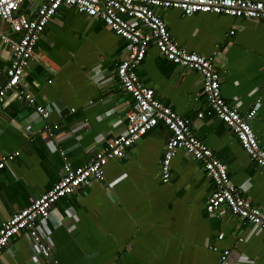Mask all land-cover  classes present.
I'll return each mask as SVG.
<instances>
[{
  "label": "crops",
  "instance_id": "0c3cea01",
  "mask_svg": "<svg viewBox=\"0 0 264 264\" xmlns=\"http://www.w3.org/2000/svg\"><path fill=\"white\" fill-rule=\"evenodd\" d=\"M38 2L22 10L33 11ZM156 12L180 46L214 57L227 102L241 112L256 108L250 126L264 147V23L210 12L183 15L178 8ZM0 31L20 33L16 20L9 25L0 19ZM125 51L126 40L98 17L61 5L49 19L20 83L46 107L47 117L15 91L0 103V157L19 151L0 169V222L58 180L62 158L56 145L72 165H81L124 129L132 98L114 78V68ZM10 56L0 43V82ZM137 72L159 100L193 119L194 135L225 163L243 195L264 208V167L249 159L215 115L195 116L206 109L199 72L167 60L153 43ZM167 136L157 123L107 162L102 180L54 203L44 227L59 264H264L262 230L225 208L205 210L214 185L200 161L177 148L170 178L162 180L159 160ZM223 250L228 253L221 263ZM33 255L21 231L0 249V264H35Z\"/></svg>",
  "mask_w": 264,
  "mask_h": 264
},
{
  "label": "built area",
  "instance_id": "2783aa9c",
  "mask_svg": "<svg viewBox=\"0 0 264 264\" xmlns=\"http://www.w3.org/2000/svg\"><path fill=\"white\" fill-rule=\"evenodd\" d=\"M36 0H0V19L12 25L17 21L20 33L17 37L0 31V43L11 51L5 79L0 82V103L8 93L15 91L18 99H24L38 115L45 119L46 107L36 101L33 94L20 86L34 47L49 19L59 6L74 8L77 12L98 17L117 36L126 40L125 54L114 68V78L121 89L132 98L125 111L124 129L105 140L100 149H95L89 159L81 165H72L59 145L56 149L62 158L61 173L50 188L33 197L29 204L13 212L0 222V249L7 246L13 236L25 231L31 241L35 264H59L54 257L45 231V222L54 203L69 195L91 180H102L107 162L121 157L126 149L139 140L157 123L168 130L162 156L159 160L161 178H170V163L177 148H183L194 159L201 162L213 189L205 200L209 214L221 213V209L246 221L264 232V208L245 197L242 190L231 180L224 162L212 149L196 137L192 131L193 119L184 117L169 104L159 100L151 87L140 79L137 68L153 43L167 60L186 69L199 72L201 93L205 97V113L219 118L235 135L249 159L264 167V147L258 141L250 119L255 107L241 112L221 95L220 76L213 56L196 53L180 46L169 33L157 8H178L183 15L194 12L225 14L260 20L264 23V1L262 0H39L33 11L22 10L24 4ZM233 31H230L232 33ZM44 129L49 130L47 124ZM50 136L53 132L49 131ZM18 150L0 157V169L6 160H12ZM221 238L222 235L217 236ZM228 250H223L219 260L225 261Z\"/></svg>",
  "mask_w": 264,
  "mask_h": 264
},
{
  "label": "water",
  "instance_id": "95a60500",
  "mask_svg": "<svg viewBox=\"0 0 264 264\" xmlns=\"http://www.w3.org/2000/svg\"><path fill=\"white\" fill-rule=\"evenodd\" d=\"M38 1H39V0H36V3H37ZM4 78H5V76L3 75V79H4ZM3 79H2V80H3Z\"/></svg>",
  "mask_w": 264,
  "mask_h": 264
}]
</instances>
